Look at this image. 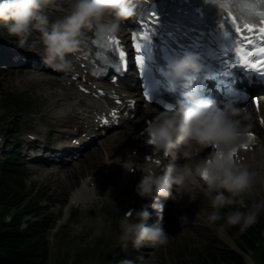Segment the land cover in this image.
I'll use <instances>...</instances> for the list:
<instances>
[{"label": "clouds", "instance_id": "9594fccd", "mask_svg": "<svg viewBox=\"0 0 264 264\" xmlns=\"http://www.w3.org/2000/svg\"><path fill=\"white\" fill-rule=\"evenodd\" d=\"M135 12L133 0H0V27L17 47L35 52L57 71L69 72L73 68L70 57L79 51L87 32L113 38ZM203 71L201 58L193 51L177 52L168 59L165 79L187 86L179 87L182 95L171 107L157 110L145 129L152 145L151 158L138 163L133 151L123 159L130 164L121 165L126 171H141L135 192L145 201L131 214L121 216L119 246L123 251L129 245L138 249L167 244L169 233L159 220L148 222L152 216L149 207L162 213V197L183 198L194 187L211 196L206 220L210 226L223 221L216 225L221 230L239 225L244 231L264 210V199H260L224 211L228 205L244 204L242 194L252 190L257 173L250 164L234 161L232 155L247 134L240 116L242 107L202 95L194 83ZM118 264L136 262L124 258Z\"/></svg>", "mask_w": 264, "mask_h": 264}, {"label": "rangeland", "instance_id": "374dc122", "mask_svg": "<svg viewBox=\"0 0 264 264\" xmlns=\"http://www.w3.org/2000/svg\"><path fill=\"white\" fill-rule=\"evenodd\" d=\"M33 75L40 78L45 76V74L33 70L29 71L28 69L0 71V98L2 92L20 94V98L25 100L24 109L27 111L25 114H22L18 109L15 112H9V110H5L0 100V134L6 130V126L8 127L14 121L12 134L17 140H22L21 135L23 131L31 130L28 129L30 126L37 125L38 128V124L40 125L37 117L45 122L44 112L49 111V107L47 106L52 104V101L48 93H44L42 87L37 86V84H29L25 81V78ZM27 81H31V79ZM12 106L16 108L15 105ZM40 108L43 116H40V114H30V111H36ZM251 118L254 120L253 117ZM122 146L123 144H121ZM99 152V147L94 148L80 164L74 165L76 169L80 167L81 171H83L81 182L85 180L89 171H92V173L100 172L101 165L94 167L95 169L93 168V165L98 163ZM22 170L25 173L26 183L29 188H35L36 191L47 193L50 196L51 204H47V206L51 207L49 213H55L56 215L57 212L64 213L63 210L69 205V201L74 197L75 189L79 187L80 183L72 188L62 187L63 189H61L57 178L49 175L55 171L54 168H40L29 171L23 167ZM70 172L72 174L64 175L65 178L71 176L70 178H66L68 182L72 180L74 175L73 171L70 170ZM256 194V199L260 197L264 199L263 184H257ZM123 195L125 196V194ZM108 199L110 198L104 197L99 199L95 204H92L91 210L82 216L71 212L67 219V227L62 228L59 233L53 234L50 238V251L56 258V260H51V264H109L116 257L114 252H111V255L105 262H100L99 256L101 253L99 249H105L107 245L103 243L100 248L94 249L93 245L88 244L92 243L90 238L93 241L101 237L102 242L109 238V245L119 239V237L111 233V227H113L111 215L103 212L105 207L103 202ZM251 199L254 200L255 198L251 196ZM251 199L249 200L250 203L253 202ZM45 205L46 203L42 204L43 207H47ZM113 206L118 210L115 202ZM184 206L186 207L185 204ZM228 209L230 208L228 207ZM210 210L211 201L207 198H201L200 203L193 204L189 209L185 208L182 210L179 208L177 212L174 210L176 221L178 222L175 228L168 229L169 239L167 244H157L161 246L160 252L148 255L147 261L149 263H156L158 261L159 263L166 258V264H202V262L203 264H235V262L226 259L225 252L243 254L244 250L249 253L247 249L248 245L244 238L245 230L241 231L240 229L233 228V226H227L222 230L218 229L216 225L223 221H217L212 226L208 222H203L207 221L206 212ZM196 212L202 213L204 220H199L195 215ZM261 215L264 222V210L261 211ZM181 216H186L187 218L185 219ZM112 237H114L113 240ZM96 246L99 247V244ZM116 247L114 245L111 249L115 251ZM255 256L259 258L260 254L256 252ZM257 258H255L256 264H261Z\"/></svg>", "mask_w": 264, "mask_h": 264}, {"label": "snow or ice", "instance_id": "6c2138e0", "mask_svg": "<svg viewBox=\"0 0 264 264\" xmlns=\"http://www.w3.org/2000/svg\"><path fill=\"white\" fill-rule=\"evenodd\" d=\"M205 2H210L219 8L221 17L219 29L222 36L225 38L233 37L236 40L231 45L228 43V46L234 50L235 63L264 74V0H249L248 3L243 5L235 3L234 0H205ZM139 23L145 25V28L133 33V43L135 63L141 77L144 78L146 70L145 55L151 58L153 49V36L150 33H156L160 18L153 11L141 18ZM108 39L114 44L113 49L108 53L110 57L108 65L118 75L121 70L127 69V53L119 39L112 37ZM182 48L183 45L180 41L173 38L171 43L164 42L162 50L165 57L170 59ZM112 79L115 80L116 75ZM187 84H191V78ZM184 86L187 85H178V87ZM84 90L87 91V89ZM144 95L150 100L153 98L147 87L144 88ZM161 103L164 107H171V102L161 101ZM112 114L113 117L117 115L115 110ZM104 122L106 123L107 120L105 119ZM247 135L251 137L252 133ZM243 146L246 147L247 145ZM235 152L236 150L233 154Z\"/></svg>", "mask_w": 264, "mask_h": 264}, {"label": "trees", "instance_id": "16d2710c", "mask_svg": "<svg viewBox=\"0 0 264 264\" xmlns=\"http://www.w3.org/2000/svg\"><path fill=\"white\" fill-rule=\"evenodd\" d=\"M5 167L0 170V264H47L42 225L29 222L26 229L22 228L23 215L36 210L40 200L30 199L32 191L26 190L11 162ZM233 260L243 264L241 258Z\"/></svg>", "mask_w": 264, "mask_h": 264}, {"label": "bare ground", "instance_id": "6f19581e", "mask_svg": "<svg viewBox=\"0 0 264 264\" xmlns=\"http://www.w3.org/2000/svg\"><path fill=\"white\" fill-rule=\"evenodd\" d=\"M57 14H59V13H57V12L53 13V15H57ZM28 79H31V81L36 80V82H42L41 79L36 78V77L35 78L29 77ZM59 80H58L59 83H61L62 80L61 79H59ZM49 86H50L49 88L55 87L54 84H52V83H50ZM70 89H71V93H68L67 91H65V92H63L64 95L61 97V99L57 100L58 103L55 105V113H54V116H56L57 119L59 120V127L63 130L69 131V132H70V128L73 129L74 127L78 126L82 122L86 123L89 116L91 118V115L93 112L92 106L87 105V101L90 99L89 98L86 99L85 97H82L79 94V92L75 91V89H73V88H70ZM133 94L134 95L138 94V90L136 88L133 89ZM74 97H75V100H73ZM141 110H142V108H141ZM63 114L65 115L64 118L62 117ZM260 117H262V118H260ZM243 118H245L244 121H242V124L244 126H246V124L248 125L249 121L250 122L252 121L250 115L249 116L245 115V116H243ZM253 118L255 121H257L256 124H259V120H264V111H262V109H261L260 113L255 114V117H253ZM248 119H249V121H248ZM142 128H141V130H142ZM136 132H138V131H136ZM136 132H134V133H136ZM134 139L135 140H133L132 143L140 141V139H136V136L134 137ZM128 143L129 142H127L126 144L123 143L122 147H121V145H119L116 148V150H115L116 145L113 148L111 144L109 147L105 148V153H104L102 163H103V167L110 168L111 174H110V176L98 175V177L101 181H103V182L105 181L104 183L112 184L110 186H112V188H115L116 191H119L121 193L120 196H123V197H124V195H123L124 191H123V188L121 187L120 180H118V178L120 177L122 166L119 165L117 161H121L123 159V157H124L123 154H124V152L126 153V151H127L126 149L128 148L127 146H129ZM246 154L248 155V156H246L247 157L246 163L250 164L253 170L256 168L257 165H261V164L264 165V152L263 151L254 150V151L248 152ZM70 170L71 169L67 170L61 178H63L64 175L67 176V175L72 174L70 172ZM70 177L71 176L66 177V178H70ZM110 178L112 180H108ZM93 180H94V178L91 177L90 181H87V183L92 182ZM84 186L86 187L85 184H84ZM86 189L91 190V188H89V187H87ZM81 194L82 193H77L76 195L80 196ZM74 208L75 207H73L72 209H74Z\"/></svg>", "mask_w": 264, "mask_h": 264}]
</instances>
